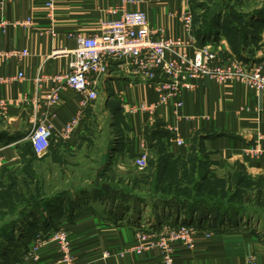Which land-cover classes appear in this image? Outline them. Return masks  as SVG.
<instances>
[{
  "label": "crops",
  "instance_id": "1",
  "mask_svg": "<svg viewBox=\"0 0 264 264\" xmlns=\"http://www.w3.org/2000/svg\"><path fill=\"white\" fill-rule=\"evenodd\" d=\"M45 2L0 0V23H6L4 27L0 24V75L9 77L0 84V125L4 123L1 128L13 133L1 132L0 172L22 166L21 147L30 143L28 135L40 120L51 125L52 139L50 149L43 154L34 152L36 156L76 153L94 147V143L93 150H97V141L90 132L92 118L100 110L110 119L109 127L114 132L109 139L110 157L114 170L121 174L147 176L150 157L162 148L165 158L179 157L185 164L203 149L210 162L208 174L214 169L230 171L241 165L247 176L264 177V163L247 154L257 142L264 147V91L248 87L242 80L223 84L202 77L197 88L186 95L180 109L183 117L177 118L175 101L163 103L153 81L126 75L113 63L109 73L98 79V98L83 108V95L57 79L69 59L55 50L75 47L76 41L69 33L98 32L101 21L112 16L110 7L121 5L122 0H55L53 21L45 15ZM247 3L261 6L264 0ZM125 7L145 11L150 28L170 36L183 35L179 16L191 11L190 0H134ZM170 12L175 16L171 17ZM257 42L260 47L252 62L264 66V32ZM221 46L226 54L231 50L225 39ZM23 49H29L27 57L8 54ZM20 71L25 74L23 78L18 77ZM52 92L59 98L52 100L48 96ZM99 96L103 97L101 102ZM142 105L145 110L139 108ZM78 115L81 120L76 130L64 134L62 126ZM175 126L184 139L183 145L175 141ZM8 137L11 140L5 142ZM142 149L148 151L149 160L139 166L135 160ZM105 180L95 183L85 178L72 184L67 180V185L60 188L64 196L50 210L49 221L56 230L68 234L75 264H166L155 242L140 254L127 250L138 229L160 233L164 223L137 209L140 190L136 195V190L126 189L123 182L118 185ZM120 194L129 197L118 198ZM174 218L178 223L187 217L175 213ZM189 219L198 222L196 214ZM209 224L208 220L197 225L193 246L173 244V264H264V215L224 220L220 227ZM59 248L57 243L45 242L31 254L28 246L29 252L21 254L23 257L15 264H64Z\"/></svg>",
  "mask_w": 264,
  "mask_h": 264
},
{
  "label": "rangeland",
  "instance_id": "2",
  "mask_svg": "<svg viewBox=\"0 0 264 264\" xmlns=\"http://www.w3.org/2000/svg\"><path fill=\"white\" fill-rule=\"evenodd\" d=\"M190 2L194 30V24L199 34L212 27L214 32L208 40L218 42L223 38L237 56L247 62L253 61L260 47L257 40L264 32V5H254L251 0L249 3L254 6H249L247 0ZM101 98L103 100L99 96L98 102L102 101ZM98 114L92 118L90 132L97 141V150H93L96 144L93 142L94 147H84L76 153L55 151L40 157L26 154L21 167L0 172V264H15L21 260L22 255L12 256L11 251H15L13 246L16 244L27 254L29 250L26 248H31L34 235L56 230L48 219L49 211L64 196L60 188L67 185V180L71 184L80 183L85 178L95 183H101L98 180L102 179L118 185L117 182H123L126 189L136 190V195L139 194L137 209L147 211L146 216H156L161 225L176 223L173 221L175 213L185 214V204L195 206L201 203L204 210L216 216L229 217L237 212L233 218L235 221L244 215H264V177H249L240 166L230 171L214 169L208 174L210 162L203 150L192 155V162L185 164L178 157L164 163L162 148H158V156L154 150L153 157L148 158L147 176L141 173L121 174L114 170L109 147V139L114 132L109 127L110 119L100 110ZM4 125H0V136L1 132L11 133L1 128ZM10 140L8 137L5 142ZM156 161H160L158 166ZM109 167L108 174H104ZM138 190L140 193L137 194ZM118 198L126 197L120 194ZM148 204L150 206L145 210ZM175 204H178V210L170 207ZM195 214L199 221L196 209L191 214L187 213L186 221Z\"/></svg>",
  "mask_w": 264,
  "mask_h": 264
},
{
  "label": "built area",
  "instance_id": "3",
  "mask_svg": "<svg viewBox=\"0 0 264 264\" xmlns=\"http://www.w3.org/2000/svg\"><path fill=\"white\" fill-rule=\"evenodd\" d=\"M133 1L122 0L121 5L110 7L109 12L112 16L101 21L98 32L87 35L69 33L68 35L74 37L76 41L75 47L55 50L66 54L69 59L65 70L57 76V79L65 81L68 87L83 95V108L98 98V79L109 73L113 63L126 75L140 76L153 81L163 103L169 100L175 101L177 118L183 117L180 109L185 104L186 95L197 88V81L202 77L215 79L223 84L242 80L248 87L264 91L262 64L247 62L231 50L226 54L221 46L223 38L218 42L211 39L203 45L199 44L193 31L192 11H185L179 16L183 35L170 36L162 31L159 33L153 31L145 11L129 10L125 7L126 3ZM45 6V15L53 21L55 0H46ZM169 15L174 17L175 13L170 12ZM0 24L4 27L6 23L3 21ZM8 54L27 57L29 49L11 51ZM24 76V72L20 71L18 77ZM8 80V76L0 75V84ZM48 96L52 100L59 98L56 92ZM139 108L145 110L146 106L142 105ZM80 120L81 115L72 117L62 126L63 133L66 135L73 133ZM172 129L175 132L176 143L185 144L178 127ZM51 137L52 127L45 120L37 121L28 135L36 154H43L50 149ZM247 154L264 163V147L259 142L253 145ZM148 158V151L142 149L135 161L137 165L144 166ZM197 225L198 222L194 224L189 220L164 224L162 231L155 234L146 228H140L136 231L134 242L127 247V250L140 254L155 242L162 250L165 263L173 264V244L183 242L193 246V235ZM45 242L59 245L64 264H75L65 230L38 232L32 241L31 254H34Z\"/></svg>",
  "mask_w": 264,
  "mask_h": 264
},
{
  "label": "trees",
  "instance_id": "4",
  "mask_svg": "<svg viewBox=\"0 0 264 264\" xmlns=\"http://www.w3.org/2000/svg\"><path fill=\"white\" fill-rule=\"evenodd\" d=\"M191 3V2H190ZM194 26H195V35H196V37L198 38V42H199V44H201V45H203V44H205L206 43V41L208 40V38L210 37L209 35L211 34V33H213L214 31H213V28L212 27H210L209 29H206V30H204V31H202V32H204V33H201V34H199L198 33V31H196V25L194 24ZM220 36V35H219ZM224 37V36H223ZM226 37V36H225ZM258 41V40H257ZM234 53L236 54V55H238L235 51H234ZM203 150V149H202ZM26 152H28V153H26ZM21 154H22V157H23V159H25L26 158V154H34V150H33V148H32V145H31V143H28V142H26L22 147H21ZM174 157H172V159H173ZM179 158V157H178ZM164 160V163H165V161H167L168 163H169V161L170 160H172V159H165V157L163 158ZM162 160V159H161ZM160 160V161H161ZM160 161H159V163H160ZM191 162H192V159L190 160ZM157 161H156V164H157V166H158V164H159ZM190 163V162H189ZM238 166H240V167H242L241 165H238ZM167 168V167H166ZM165 168V169H166ZM207 175L208 174H206V176H204V177H207ZM125 197L128 199V197H129V195H125ZM125 198V199H126ZM126 199V200H127ZM180 205V204H179ZM184 206V209L186 210V215H187V213L188 214H191V213H193V212H195V209H196V213H198L199 215H198V217H199V221H198V225H203V221H210V226L212 227V226H216V227H220L219 225L221 224V223H223V221L224 220H231V219H233L235 216H237L238 214H237V212H234V213H232V215L231 216H216L214 213H211V212H207L206 210H204L203 209V204H201V203H198V205H195V206H189L188 204H185V205H183ZM170 207H175V210H178V204H175L174 206H170ZM53 209V208H52ZM236 211V210H235ZM49 213H50V211H49ZM192 217H193V215H192ZM187 219L185 218L184 219V222H188V221H186ZM190 221V220H189ZM191 222V221H190ZM47 227H49V225H47ZM35 236V235H34ZM29 238V237H28ZM12 246V245H11ZM13 247H15V251H11L12 252V256H14V258H16V257H18L19 256V254L21 255H23L24 253L22 252V251H20V247L16 244L15 246H13ZM18 254V255H17Z\"/></svg>",
  "mask_w": 264,
  "mask_h": 264
}]
</instances>
